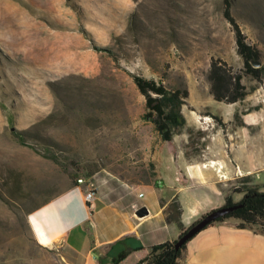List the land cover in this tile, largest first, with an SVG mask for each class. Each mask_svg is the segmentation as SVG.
<instances>
[{"label": "rangeland", "instance_id": "1", "mask_svg": "<svg viewBox=\"0 0 264 264\" xmlns=\"http://www.w3.org/2000/svg\"><path fill=\"white\" fill-rule=\"evenodd\" d=\"M229 1L264 68V0ZM225 8L226 0H0V264H78L50 236L45 212L78 187L74 176L97 188L104 176L155 183L160 156H184L204 168L222 162L228 192L242 181L264 191V71L261 82L244 73ZM216 59L243 75L244 101L213 98ZM133 75L188 89L173 150L144 118Z\"/></svg>", "mask_w": 264, "mask_h": 264}, {"label": "crops", "instance_id": "2", "mask_svg": "<svg viewBox=\"0 0 264 264\" xmlns=\"http://www.w3.org/2000/svg\"><path fill=\"white\" fill-rule=\"evenodd\" d=\"M177 158L157 159L155 183L127 184L106 176L98 179L92 205L86 202L81 187L52 201L45 208L55 222L56 231L50 236L78 264H99V258L125 251L129 254L120 264H137L154 245L176 242L182 231L169 224L165 214L175 198L182 206L184 227L189 229L207 213L224 207L229 194L222 162L204 168V163ZM241 198L232 195L234 202ZM141 208L148 211L144 217L136 214ZM180 264H264V235L238 228L232 220L214 223L188 242Z\"/></svg>", "mask_w": 264, "mask_h": 264}, {"label": "trees", "instance_id": "3", "mask_svg": "<svg viewBox=\"0 0 264 264\" xmlns=\"http://www.w3.org/2000/svg\"><path fill=\"white\" fill-rule=\"evenodd\" d=\"M225 18L234 28L238 54L242 57L244 63V73L261 82L264 71L261 63L262 51L257 46L248 43L246 35L232 15L229 0H226ZM255 63H260L261 66L256 67ZM208 78L211 84V95L217 102L236 104L244 101L249 94L247 87L242 82L243 75L235 73L226 62L220 59L212 61ZM133 80L146 100L144 118L154 124L163 142L167 144L170 150H173L175 135L187 123L182 109L187 105L188 89H171L163 82L146 79L139 75H133ZM235 118H238L237 114ZM216 120L219 124H222L219 118H216ZM21 135L19 139L24 142V137ZM95 172V169H91L86 173L87 177L93 176ZM73 179L72 187L78 185L77 176H74ZM232 193L242 195L241 200L234 202ZM234 205H241V207L220 217L214 223H222L228 220L239 221L238 228L250 229L255 233L264 235V191H261L257 186H248L247 182L242 181L240 187L229 192L224 207ZM165 214L166 221L169 224H175L182 231L181 236L188 231L182 222V206L177 198L168 205ZM188 242L180 248H176V242H164L154 245L150 248L148 255L137 264H180ZM128 254L129 251L122 252L114 257L106 255L104 258H99L98 262L99 264H120Z\"/></svg>", "mask_w": 264, "mask_h": 264}, {"label": "water", "instance_id": "4", "mask_svg": "<svg viewBox=\"0 0 264 264\" xmlns=\"http://www.w3.org/2000/svg\"><path fill=\"white\" fill-rule=\"evenodd\" d=\"M254 65L256 67L261 66L260 63H255ZM240 207L241 205H234L231 207H222L220 209L207 213L202 219H200L197 223L192 225L188 229V231L176 241V248L182 247L185 243L192 240L196 235H198L201 231H203L209 225L214 223L217 219L237 210ZM136 214L139 217H144L148 214V211L146 210V208H141L137 211Z\"/></svg>", "mask_w": 264, "mask_h": 264}, {"label": "built area", "instance_id": "5", "mask_svg": "<svg viewBox=\"0 0 264 264\" xmlns=\"http://www.w3.org/2000/svg\"><path fill=\"white\" fill-rule=\"evenodd\" d=\"M83 185H86V193H85V200L87 203H93L94 200L96 199V194H97V185L94 181H92L91 179H79L78 180V187H81ZM140 197L143 196V194L139 195ZM92 205V204H91ZM134 208H137L136 205H134Z\"/></svg>", "mask_w": 264, "mask_h": 264}]
</instances>
